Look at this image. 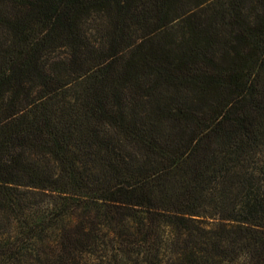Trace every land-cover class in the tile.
<instances>
[{
	"label": "trees",
	"instance_id": "16d2710c",
	"mask_svg": "<svg viewBox=\"0 0 264 264\" xmlns=\"http://www.w3.org/2000/svg\"><path fill=\"white\" fill-rule=\"evenodd\" d=\"M262 133L264 0H0V264H264Z\"/></svg>",
	"mask_w": 264,
	"mask_h": 264
},
{
	"label": "rangeland",
	"instance_id": "374dc122",
	"mask_svg": "<svg viewBox=\"0 0 264 264\" xmlns=\"http://www.w3.org/2000/svg\"><path fill=\"white\" fill-rule=\"evenodd\" d=\"M60 54H61V53L59 52L58 55H60ZM262 132H263V131H262ZM260 138H261L260 140H264V134H263V133L260 134Z\"/></svg>",
	"mask_w": 264,
	"mask_h": 264
}]
</instances>
